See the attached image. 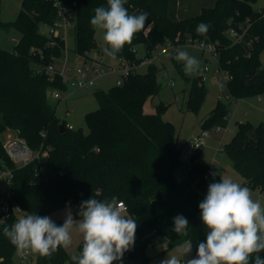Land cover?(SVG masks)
Segmentation results:
<instances>
[{
	"label": "trees",
	"instance_id": "16d2710c",
	"mask_svg": "<svg viewBox=\"0 0 264 264\" xmlns=\"http://www.w3.org/2000/svg\"><path fill=\"white\" fill-rule=\"evenodd\" d=\"M69 13L76 14L75 52L86 61L97 49L95 29L90 19L95 9L107 7V0H60ZM197 1V2H194ZM199 1V3H198ZM201 1V2H200ZM257 0H191L193 13L186 14L183 0H127L129 14L148 13L152 27L136 34L117 59L142 62L138 47L146 49V58L167 41L177 45L188 39L217 44L220 66L233 79L228 83L230 95L236 99L264 94V83L249 81L263 67L264 10L255 11ZM76 3V6H74ZM21 16L15 23L1 19L0 28H16L21 38L14 51L0 48V163L13 169L12 203L25 215L49 216L70 203L78 211L82 201H123L137 223L134 246L114 264H150L147 250L157 238L168 241L173 249L192 242L193 258L197 246L206 241L207 229L200 219L199 203L208 192V185L220 182L210 166L183 161L178 147L175 126L162 117L164 103L157 112L148 114L144 107L158 96L162 86L157 82L159 69L149 65L147 73L132 74L123 86L98 89L93 96L99 109L87 115L88 132L70 129L62 124L48 99V89H68L58 78H50L44 68L53 58L63 57L65 42L48 37L41 26L51 25L58 10L48 0H22ZM209 25L206 35L195 31L200 23ZM249 25L244 41L237 43L229 35L233 29ZM191 85L188 108L197 111L208 90L201 76L187 81ZM230 110L225 103L217 104L202 129L228 126ZM64 126L65 133L60 132ZM7 129L18 130L33 151L41 148L49 153L27 166L12 163L3 148ZM254 129L251 123H240L225 152L250 190L264 191V127H258V139L248 138ZM183 172L178 176V172ZM76 211V213H77ZM183 215L189 221L188 236L173 231V218ZM78 216V215H77ZM79 217V216H78ZM80 218V217H79ZM18 218H12L11 226ZM0 226V264H12L16 249L3 236ZM83 242L79 245L82 251ZM264 258V251L260 254ZM74 264L65 248L50 257L37 256L36 264Z\"/></svg>",
	"mask_w": 264,
	"mask_h": 264
},
{
	"label": "clouds",
	"instance_id": "9594fccd",
	"mask_svg": "<svg viewBox=\"0 0 264 264\" xmlns=\"http://www.w3.org/2000/svg\"><path fill=\"white\" fill-rule=\"evenodd\" d=\"M127 0H107V7H97L90 24L102 30L106 47L103 52L112 60L130 45L139 32L147 33L148 13L129 14ZM209 25L200 23L195 31L206 35ZM183 63L186 75H198L201 62L187 51L177 49L174 56ZM213 175H216L214 173ZM200 219L208 230L206 241L197 246L196 256L186 257L192 251L188 240L181 249L183 264H264L259 255L264 251V207L252 199L251 190L230 178L208 185V192L199 203ZM74 219L70 208L62 225L49 216L27 214L11 226L3 227V236L15 247L18 255L29 251L41 257H50L72 244V232L83 237L82 251L74 255V264H114L122 261L125 252L134 246L137 223L123 213V204L116 197L82 201ZM189 221L183 215L173 218V231L188 236ZM161 264H182L175 255L167 256Z\"/></svg>",
	"mask_w": 264,
	"mask_h": 264
},
{
	"label": "rangeland",
	"instance_id": "374dc122",
	"mask_svg": "<svg viewBox=\"0 0 264 264\" xmlns=\"http://www.w3.org/2000/svg\"><path fill=\"white\" fill-rule=\"evenodd\" d=\"M187 13H193V8L190 7L191 0H183ZM197 2V1H194ZM201 2V1H200ZM199 3V1H198ZM1 19L7 23H15L21 16L22 0H2ZM255 11L264 10V0H257L253 4ZM76 14H72L69 19V24L66 28V43L63 52V57L68 55L69 66L73 67L75 64L83 65L84 57L78 55L75 52L76 47ZM152 27L151 24H149ZM148 29V30H149ZM44 34L48 31L46 28L41 29ZM103 31L97 30L96 40L98 43L97 49L93 50L91 57H97V55L103 52V48L106 47L103 40ZM21 38V33L12 28L9 31L0 28V48L14 51L17 43ZM178 49L187 51L190 55L196 57L201 62V70L205 75L204 85L208 90L205 101L199 106L197 111L189 110L188 101L190 97L191 85L187 81L193 79L196 75H186L183 69V63L174 59L175 54L169 48L167 43H164L152 51L151 60H153V66L159 69L157 74V82L162 86V90L159 91V99L164 103V109L162 117L164 120L171 122L175 126L178 147H183L187 142L191 141L202 131L201 122L209 115V113L217 107L219 101L225 103L230 114L228 116V126L223 127L222 131L218 132L217 126H213L210 131L212 137L208 140L207 144L200 149H195L189 155L186 150H183L181 157L187 160L189 164L200 163L205 164L213 168V172L221 178H230L233 182L239 183L243 186V178L237 172L232 160L227 153H218L216 149L221 145L228 144L235 136L238 125L240 123H251L254 129L249 133L248 138L257 140L258 133L257 128L264 127V94L246 97L243 99H236L230 95V91L227 85H222L217 75L214 74V70L218 68V61L207 52H203L196 45H184ZM138 53L140 57L146 58L147 52L143 46L138 47ZM104 61L112 67L117 65L116 60H112L110 57L104 54ZM261 61H263V67L260 72L255 75L249 83L251 85H260L264 83V52L261 55ZM209 65L211 71L203 72L204 66ZM149 71V65L140 66L138 68L139 73H147ZM117 77L114 74L108 72L107 75L101 77L97 81V85L94 88L75 90L68 88L66 90H59L62 100H58L52 96L54 88L48 89V99L56 110L57 117L62 124L72 126L74 130H83L88 132L87 115L99 109V103L93 96L95 90H109L116 85ZM153 98H150L144 107V110L148 114H154L157 112V108L153 105ZM7 136H19L23 138L18 130L7 129L3 134V141ZM24 139V138H23ZM43 151V148L40 149ZM36 152V151H35ZM38 152V151H37ZM183 172H178V176H182ZM262 193V194H261ZM252 199L257 201L264 207V191L257 190L252 191ZM70 208L74 219H79L76 215L75 208L73 206L63 210L54 212L51 218L57 225H62L64 221L65 212ZM129 218H132L130 213H126ZM137 239V233H135V240ZM83 242L82 234L73 230L72 232V244L66 249L71 259L74 255H79V245ZM169 243L163 238H157L154 240L153 245L149 246L147 252L151 257L150 264H161V261L167 256L175 255L183 262L184 257L181 255V249L185 245L178 246L170 249ZM26 254L21 256L17 252L13 257L12 264H36L38 254L31 253L25 258ZM193 258V253L186 257V259ZM70 264V262L68 263Z\"/></svg>",
	"mask_w": 264,
	"mask_h": 264
},
{
	"label": "built area",
	"instance_id": "2783aa9c",
	"mask_svg": "<svg viewBox=\"0 0 264 264\" xmlns=\"http://www.w3.org/2000/svg\"><path fill=\"white\" fill-rule=\"evenodd\" d=\"M53 3L54 7L58 10V18L51 25H43L41 29L46 28L48 33L44 34L48 37H56L62 39L66 43V28L69 24V19L72 17L73 13H69L67 8H65L60 0H48ZM76 6V3H74ZM250 26L245 25L241 30L233 29L229 32V35L235 39L237 43H240L245 40L247 33L249 32ZM169 48L176 54V50L180 46L184 45H196L203 52H207L214 58H218L217 44L206 42V41H195L192 39H188L186 44L177 45L173 42H166ZM104 54L99 53L97 57H90L88 61H84L83 65L75 64L73 67L69 66L68 55L66 57L61 58H53L52 61L44 68L45 73L50 78L58 77L63 83L67 85V87L82 90L88 88H94L97 85V81L99 78L105 76L110 72L114 74L116 79V86H123L126 80L132 75L138 72V68L140 66L150 65L152 60L150 58H145L140 63L129 62L124 59H117V65L115 67L109 66L104 61ZM220 61V60H219ZM218 61V68L214 70V74L217 75L219 81L222 85H227L233 79L232 75L223 69L220 66ZM211 68L209 65L204 66L203 72H209ZM202 80L205 81V75L201 70ZM58 89H54L52 92V96L58 100H62V97L59 93ZM70 129H73L72 126H68ZM223 127L220 125L217 127V131H222ZM212 137V132L208 129H202L201 133L195 136L187 146V152L191 154V152L195 149H200L205 146L208 140ZM3 148L8 156L9 160L17 166H27L30 163H33L34 160L40 158L42 155H48V151L44 152L38 151L35 152L31 149L27 141L19 136H7L6 140L3 142ZM219 152L225 151V145H221L218 148ZM13 169L5 165L4 163H0V226H8L12 218H19L20 216H24V210L12 203V195H13V179H14ZM123 213L128 212V207L123 201ZM68 207L72 205L70 203L67 204ZM29 256V252L26 253L25 258ZM183 264V262H182Z\"/></svg>",
	"mask_w": 264,
	"mask_h": 264
},
{
	"label": "water",
	"instance_id": "95a60500",
	"mask_svg": "<svg viewBox=\"0 0 264 264\" xmlns=\"http://www.w3.org/2000/svg\"><path fill=\"white\" fill-rule=\"evenodd\" d=\"M153 104L155 106H159L161 104V100L159 99V96H156L153 98ZM66 129L64 126H60V132L65 133Z\"/></svg>",
	"mask_w": 264,
	"mask_h": 264
},
{
	"label": "crops",
	"instance_id": "0c3cea01",
	"mask_svg": "<svg viewBox=\"0 0 264 264\" xmlns=\"http://www.w3.org/2000/svg\"><path fill=\"white\" fill-rule=\"evenodd\" d=\"M152 63H153V60H152ZM152 100H153V99H152ZM153 106H154V107H157V106H155V104H154ZM189 142H190V141H189ZM189 142L186 143V145H185V147H184L183 150H186V149H187V146H188V143H189ZM218 148H219V147H218ZM216 151H217L218 153H221V152L218 151V149H216ZM186 152H187V150H186ZM189 155H190V154H189ZM182 159H183V158H182ZM183 161L186 162V163H188L187 160H184V159H183ZM210 168H211V170L213 171V168H212V167H210ZM244 184H245V181H244V179H243V184H242L243 187L246 186V185H244ZM252 191H254V190H252ZM255 191H257V190H255ZM261 194H262V193H261ZM126 213H128V212H126ZM126 213H124V214H126ZM166 241H167V240H166Z\"/></svg>",
	"mask_w": 264,
	"mask_h": 264
}]
</instances>
